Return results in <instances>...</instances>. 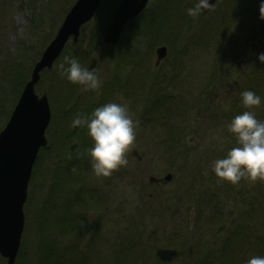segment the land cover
<instances>
[{
    "label": "rangeland",
    "instance_id": "obj_1",
    "mask_svg": "<svg viewBox=\"0 0 264 264\" xmlns=\"http://www.w3.org/2000/svg\"><path fill=\"white\" fill-rule=\"evenodd\" d=\"M73 1L0 0V129L18 89ZM197 2L150 0L140 16L123 25L117 41L108 45L96 32L106 12L117 4L100 0L90 20L79 27L76 39L70 36L53 62L69 56L82 64L85 60L81 58L88 53L87 65L93 59L91 70L100 77L101 87L108 85L103 90L81 92L77 85L66 89L55 74L39 72L34 93L47 92L52 121L57 124L50 127L48 122L46 144L31 167L13 264H36L38 241H52L60 258L63 248L76 244L85 255L84 264H200L201 258L218 250L213 264H247L252 256H264V182L242 180L233 186L218 183L213 172V162L225 158L237 144L228 124L248 110L241 103L239 112H234L231 102L240 86H250L252 73L264 69L259 60L264 53V19L260 18V5L253 3L254 18L249 25L241 23L238 36L241 33L242 43L249 28L248 38L257 50L251 61L238 65V59L223 50L233 41L235 28L217 27L220 8L193 20L186 10ZM150 17L155 18L160 35L161 30H171L174 38L167 40L161 35L150 41L151 30L146 35L136 34V27ZM208 24H215L210 28L213 34L206 32ZM160 45L166 48L165 55L155 63L154 48ZM147 71L146 92L142 93L138 83ZM153 75L158 79L157 89L149 87ZM259 88L263 91L257 95L262 97L264 84ZM69 91L80 94L74 99L81 101L82 107L88 105L86 97H91L89 112L81 108L79 113L90 115L110 102L126 105L132 118L139 121L133 150L139 159L130 153L127 167L111 177H97L87 152L93 146L87 128L75 127L73 135V127L67 129L62 123L69 114L59 105ZM157 91L161 96L156 108L152 106L155 97L148 95L157 96ZM143 96V102H138ZM263 109V98L259 107L251 109L261 121ZM79 130L83 144L73 138ZM73 142L74 151L64 154L62 150ZM61 153L62 161L72 162L74 169L67 178L53 169ZM168 173L170 179L162 182ZM149 176L158 182L149 181ZM71 194L78 197V203L69 200ZM72 215L85 220V232H81L79 221L69 225ZM60 222L67 224L61 228ZM157 248L175 249L176 254L162 262L155 256ZM19 250L21 256H17ZM53 259L52 254L48 262ZM4 261L0 257V264Z\"/></svg>",
    "mask_w": 264,
    "mask_h": 264
},
{
    "label": "water",
    "instance_id": "obj_2",
    "mask_svg": "<svg viewBox=\"0 0 264 264\" xmlns=\"http://www.w3.org/2000/svg\"><path fill=\"white\" fill-rule=\"evenodd\" d=\"M100 0H74L55 34L33 63L27 80L24 82L9 116L0 129V257L3 264H13L18 249L23 224L22 204L26 195L27 182L31 166L39 148L44 147L46 140L44 130L50 113L45 94L37 96L33 87L38 81L39 72L51 67L66 40L71 36L75 40L79 27L87 22ZM148 0H120L113 8L109 21L102 30L101 40L104 44H114L123 24L137 15ZM214 0H209L212 5ZM158 62L165 54V47L154 49ZM94 60L86 67L91 71ZM75 143H71L72 152ZM137 159L138 154L131 153ZM170 174L162 177V182L170 179ZM149 181L153 177H148ZM155 256L167 262L176 251L170 248H157Z\"/></svg>",
    "mask_w": 264,
    "mask_h": 264
},
{
    "label": "clouds",
    "instance_id": "obj_3",
    "mask_svg": "<svg viewBox=\"0 0 264 264\" xmlns=\"http://www.w3.org/2000/svg\"><path fill=\"white\" fill-rule=\"evenodd\" d=\"M211 8L209 0H198L195 6L186 11L196 20L204 10ZM259 10L260 18L264 19V2ZM259 60L264 63V53L259 55ZM56 69L61 78L79 86L81 92H98L102 86L94 70L82 68L72 57L65 56ZM241 102L248 110L236 115L227 126L237 144L225 158L213 162L217 182H228L233 186H239L242 180L264 182V121L258 120L251 110L261 105V97L254 91L245 90L241 93ZM71 126L87 128L93 141V146L87 152L97 177H111L121 167L129 165L128 156L137 146L139 121L132 118L126 105L110 102L97 107L90 115L78 113ZM247 264H264V256H252Z\"/></svg>",
    "mask_w": 264,
    "mask_h": 264
},
{
    "label": "trees",
    "instance_id": "obj_4",
    "mask_svg": "<svg viewBox=\"0 0 264 264\" xmlns=\"http://www.w3.org/2000/svg\"><path fill=\"white\" fill-rule=\"evenodd\" d=\"M102 1V0H101ZM118 1L119 0H113V2L115 3V5L118 3ZM106 2V1H105ZM191 4H193L194 5V1H191V3H190V5ZM100 5H101V3H100ZM100 5H99V7H100ZM111 11H112V8H110V10H108V12H106V14H105V16H104V18H103V21H102V23H101V25L98 27V31L96 32V35L100 38V35H101V33H102V29H103V27H104V25L108 22V20H109V17H110V14H111ZM144 12V9L135 17V18H133V19H131L130 21H128V22H132L133 20H135L138 16H140L142 13ZM179 15H182V14H179ZM223 18H225L224 20H219L218 22H216V21H214V22H216V24H217V27L218 28H221L222 26H223V28H225V27H227L228 26V20H227V16L226 15H224V17ZM213 22V23H214ZM156 24V20H155V18H152L151 19V17L149 18V20H146V21H144V24L143 25H141L140 26V28L138 27H136V29H135V33L136 34H138V33H141L142 35H146V31H149V30H151V31H153V35L151 36L152 38L150 39V41H156L157 39H159V37L162 35L163 36V38L164 39H172V38H174L173 37V33H172V31L171 30H167V31H163V30H161V35H160V33H158V31H157V26L155 25ZM214 26H215V24H213ZM213 25L212 24H208L207 25V30H206V32H208L209 34H213L214 33V31H212V29H210V28H212L213 27ZM144 28V29H143ZM214 29V28H213ZM217 29V28H216ZM215 29V30H216ZM169 35H171L172 37H170L169 38ZM155 36V37H154ZM168 42H170V41H168ZM163 43H165V42H163ZM153 45V44H152ZM152 45L150 44V47L152 48ZM84 54H87V55H84L82 58H81V60H85V62H83L82 64H80V66H82V65H84V66H82V68H85L86 66H87V56H88V53H84ZM90 60V59H89ZM63 60H59V59H56L54 62H53V64H52V66L49 68V69H43L42 70V72L43 73H46V72H50V75L51 74H55L56 76H57V79H58V81H61V83L65 86V88L67 89L68 88V86L70 87L71 85L74 87L75 85L74 84H71L70 82H68L66 79H64V78H61L60 77V75L58 74V71H57V69H56V66L58 65V64H60L61 62H62ZM263 69V68H262ZM14 73H17V69L16 70H14ZM148 75V71L146 72V74H144V76H143V80H141V82H139L138 83V89L142 92V93H144V92H146L145 90H146V88L144 87L145 86V78L146 77H148L147 76ZM249 80H250V86H248L247 84H245L243 87H246V89L245 90H251V91H254L256 94H258L259 92H261V91H263V89H261V88H259L262 84H264V69L262 70V72H259V74H257V75H254V76H251L250 78H248ZM157 81H158V79H157V76L156 75H153L152 77H151V80L149 81L148 80V82H150V84H149V87L151 88L152 86H155L156 87V83H157ZM23 82V81H22ZM25 82V81H24ZM107 84H106V86L105 87H101L100 89H104V88H107ZM156 89H157V87H156ZM242 90H243V88H240L239 89V91L237 92V96H236V98L235 99H233V102H231L232 104H231V108L234 110V112H239V106H240V104L242 103L241 102V93H242ZM19 92H20V89H18V91H17V93H16V96H15V99L17 98V96H18V94H19ZM73 93H74V91H69L68 93H66L65 95H64V97L61 99V101H60V108H61V110L62 111H65V112H67L68 114H69V117H67V118H65L64 120H63V125H64V127L65 128H67V129H71L72 128V126H71V122H72V120H73V118L79 113V110L82 108L84 111H85V113H88L89 112V108H91V105H89V103L91 102L90 101V99H91V97L90 96H88V97H86V99L88 100V105H86V107H85V105L82 107V106H80L79 104L81 103V101H75V99H77V98H79L80 97V94L78 95V93H76V94H74L73 95ZM45 95H47V97H48V94H47V92H46V94ZM157 96H153V94H151V95H148V98H150V99H153L152 97H155V102H153L152 101V106L154 107H158V105H160L159 104V101H160V96L161 95H159L158 94V91H157V94H156ZM150 96V97H149ZM74 97H75V99H74ZM143 98H145V96H143V97H139V99H138V102H143ZM158 98H159V100H158ZM261 98H263V102H264V94L262 95V97ZM72 99H74V102L73 103H71L72 101ZM149 99V100H150ZM157 99V100H156ZM48 100V99H47ZM91 104V103H90ZM48 105H49V110H50V120H49V122H50V127L51 126H56V124H57V121L55 122L54 120L52 121V116H53V113L51 112V104H50V102H49V100H48ZM156 107V108H157ZM263 111H264V109H263ZM52 121V122H51ZM76 129V128H75ZM74 128H73V130H75ZM82 129V128H81ZM59 130H60V132H61V130H63L62 129V127H61V129H60V127H59ZM72 130V133H73V135H74V133L76 132V130L75 131H73ZM81 134H82V132H81V130H79L78 132H77V136H74L73 138H74V140L75 141H79V142H81V144H83V142H84V140L81 138ZM42 150V148L39 150V151H41ZM68 146H66L65 148H64V151L62 150V152L65 154V153H67L68 151ZM39 151H38V153H37V155L39 154ZM61 152V151H60ZM63 153H61V154H59V156H60V158H58V160L57 161H55L54 162V165H53V169H56V170H54V173L56 174V173H59V174H65V177L67 178V177H69V175L70 174H73V170L74 169H72L71 168V164H72V162L70 163V162H66L65 161V163L62 161V156H63ZM37 155H36V157H37ZM39 156V155H38ZM35 160H36V158H35ZM69 182H72V180H70L69 179ZM73 183V182H72ZM76 192H78V191H76ZM77 194V193H76ZM72 195V194H71ZM71 202H75V201H77V203H78V197L77 196H75V194H73L72 196H71V198L69 199ZM67 202H69L68 201V199H67ZM80 204V203H79ZM68 223H69V225H72V223L74 222V221H79V222H81V227H82V231L81 232H85V230H86V223H85V220H83V218H79L77 215H72V216H70L69 218H68ZM63 223L66 225L67 224V222H60V227L61 228H63ZM37 229H38V231H39V228L37 227ZM37 231V232H38ZM63 231H64V229H63ZM225 244V242H223V245ZM36 259H35V261H36V264H84V260H85V255L83 254V252H81L79 249H77V246H76V244H74V245H71V246H67V247H65V248H63V250H64V254L62 255V258H60L59 256H57L56 255V252H54L55 250H54V247H53V243H52V241H48L47 243H42L41 241H38L37 242V244H36ZM225 250V248H223V251ZM20 251L21 250H19V252H18V255L17 256H19L20 255ZM219 252V250L216 252V251H213V252H211V254L210 255H208V256H205V258L203 257V258H201L200 259V264H213V258H215L216 257V255H217V253ZM52 254L53 255H55V259H53V261H52V263H50V262H48V260H50V258H51V256H52ZM21 256V255H20ZM220 256V259H221V261L222 260H224V256L223 255H219ZM223 256V257H222ZM23 261H25V260H23ZM51 261V260H50ZM27 262V261H26ZM220 264H222V263H220Z\"/></svg>",
    "mask_w": 264,
    "mask_h": 264
},
{
    "label": "flooded vegetation",
    "instance_id": "obj_5",
    "mask_svg": "<svg viewBox=\"0 0 264 264\" xmlns=\"http://www.w3.org/2000/svg\"><path fill=\"white\" fill-rule=\"evenodd\" d=\"M262 2H264V0H214L212 3L211 10L213 9L219 10V8L221 9V11L218 12L219 15L221 16L216 15L218 17L217 20H224L225 18L223 17L224 15H226L227 20H228V26L233 25V27L235 28L233 32L235 34L234 38L232 39L233 41L225 44L223 50L229 51L230 54L232 55V58H237L238 65L247 64V62L251 61L253 56H255L256 54L254 52L257 50V48L256 50L253 49V47L255 46V43L252 42V39L248 38L250 29L247 28L249 31L247 35L245 32L246 36H244L242 43L239 41L241 33L239 36H238V33L240 30H242L241 23L247 22V25H249L252 19L254 18V15H252L253 3L255 4L258 3L260 5ZM211 10H204L201 14H206L207 12H210ZM220 56L219 58H221ZM223 56H225V54ZM230 71L231 70H228L227 72L228 76H230V73H229ZM254 71H257V70H254ZM252 75L254 76L257 74L253 72ZM240 88H243L242 92L245 91L246 89V87H243V86H240ZM151 181H154L157 183L158 179L153 178Z\"/></svg>",
    "mask_w": 264,
    "mask_h": 264
}]
</instances>
